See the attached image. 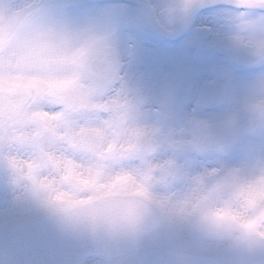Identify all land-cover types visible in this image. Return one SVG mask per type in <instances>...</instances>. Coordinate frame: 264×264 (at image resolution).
Instances as JSON below:
<instances>
[{
    "label": "clouds",
    "instance_id": "1",
    "mask_svg": "<svg viewBox=\"0 0 264 264\" xmlns=\"http://www.w3.org/2000/svg\"><path fill=\"white\" fill-rule=\"evenodd\" d=\"M224 40L264 64V0H221ZM205 0L149 3L171 30ZM115 26L63 0H0V182L21 224L82 242L96 264H264V73L185 137L143 117L119 75ZM242 137H259L235 162ZM209 157L194 167L181 157Z\"/></svg>",
    "mask_w": 264,
    "mask_h": 264
},
{
    "label": "rangeland",
    "instance_id": "2",
    "mask_svg": "<svg viewBox=\"0 0 264 264\" xmlns=\"http://www.w3.org/2000/svg\"><path fill=\"white\" fill-rule=\"evenodd\" d=\"M139 1L148 8L149 3H158V0ZM213 1L217 3L199 11L180 38L170 40L158 35L142 8L126 1L63 0L70 15L103 14L115 26L121 50L119 75L127 97L139 105L149 122L172 128L185 137L190 134L192 121L216 122L232 112L248 86L264 73V64L240 67L233 62L230 54L234 49L224 40L230 28L226 16L231 9L218 3L221 0ZM180 26L168 31L173 32ZM185 67L190 72L183 78L181 69ZM219 82L225 85L227 95L218 108H208L202 99L203 91ZM183 90L184 104L171 95ZM184 122L191 124L188 130H183ZM261 142L259 137H244L223 159L238 161L250 147ZM181 159H187L194 167L209 166V157L204 155L189 153ZM7 193L5 189L0 192V240L11 229L24 225L19 222V213ZM99 259L92 256L84 264H96ZM131 259L156 264L159 254L149 250Z\"/></svg>",
    "mask_w": 264,
    "mask_h": 264
},
{
    "label": "water",
    "instance_id": "3",
    "mask_svg": "<svg viewBox=\"0 0 264 264\" xmlns=\"http://www.w3.org/2000/svg\"><path fill=\"white\" fill-rule=\"evenodd\" d=\"M213 3L216 2H205L198 7L184 23V29L190 25L199 10ZM232 57L240 65H251L240 52H233ZM223 91V85L208 89L205 92L208 104L217 106ZM93 253L86 244L64 239L49 225L40 222L13 229L0 242V264H81L88 254Z\"/></svg>",
    "mask_w": 264,
    "mask_h": 264
},
{
    "label": "flooded vegetation",
    "instance_id": "4",
    "mask_svg": "<svg viewBox=\"0 0 264 264\" xmlns=\"http://www.w3.org/2000/svg\"><path fill=\"white\" fill-rule=\"evenodd\" d=\"M172 96H174V99H180L181 102L184 104V90L183 91H176L171 93Z\"/></svg>",
    "mask_w": 264,
    "mask_h": 264
},
{
    "label": "bare ground",
    "instance_id": "5",
    "mask_svg": "<svg viewBox=\"0 0 264 264\" xmlns=\"http://www.w3.org/2000/svg\"><path fill=\"white\" fill-rule=\"evenodd\" d=\"M140 75H144V74L141 73ZM4 189L5 191H8L7 195L10 196L11 195L10 190L2 182H0V192L1 190H4Z\"/></svg>",
    "mask_w": 264,
    "mask_h": 264
}]
</instances>
